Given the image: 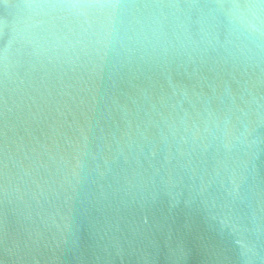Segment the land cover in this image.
I'll use <instances>...</instances> for the list:
<instances>
[{
  "label": "water",
  "instance_id": "1",
  "mask_svg": "<svg viewBox=\"0 0 264 264\" xmlns=\"http://www.w3.org/2000/svg\"><path fill=\"white\" fill-rule=\"evenodd\" d=\"M0 264H264V0H0Z\"/></svg>",
  "mask_w": 264,
  "mask_h": 264
}]
</instances>
